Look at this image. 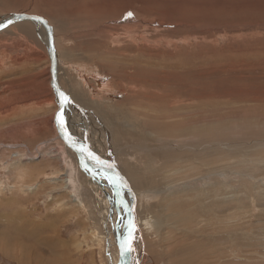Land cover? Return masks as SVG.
<instances>
[{
    "label": "rangeland",
    "instance_id": "rangeland-1",
    "mask_svg": "<svg viewBox=\"0 0 264 264\" xmlns=\"http://www.w3.org/2000/svg\"><path fill=\"white\" fill-rule=\"evenodd\" d=\"M12 12L52 26L68 108L86 104L71 82L125 107L86 126L136 196L131 264H264V0H0ZM39 31L0 30V264H117L114 190L58 137Z\"/></svg>",
    "mask_w": 264,
    "mask_h": 264
},
{
    "label": "water",
    "instance_id": "water-1",
    "mask_svg": "<svg viewBox=\"0 0 264 264\" xmlns=\"http://www.w3.org/2000/svg\"><path fill=\"white\" fill-rule=\"evenodd\" d=\"M11 21L9 24L8 22ZM20 21H31V22H37L41 24L46 32V39H47V49L49 53V72H50V80L52 83V86L55 89V94L57 95V109L55 112V118H54V124L56 127V131L58 134V137L63 141L64 145L71 149L74 154L76 155V158L78 160H81L82 162H90V163H96V167L100 166L98 165L103 164L106 168V171L108 172L112 182L115 184L114 195L116 199V205L120 207L123 210V213L126 217V228L124 233H120L119 230L115 228V240H116V246L118 249V263L117 264H126L127 257H128V251L122 250L121 243L122 241L127 237L128 235V226L131 224H134V215L132 212L133 204L128 205L125 200V192L128 195H131L132 200L134 201L136 196L132 188L127 184L123 178H120L119 175L116 174V167H114L110 161L103 156H100L97 152H94L92 148L90 147L89 143L86 141H81L74 139V136L69 133L67 130V111L68 107H66L67 103L63 102L61 94H63L64 97H67L64 93V91L60 88V85L58 83L57 77H56V53H55V47H54V36L52 32V26L48 23V20L39 14L36 13H29V12H12L10 14L1 15L0 16V25H7L5 27H0V30L5 29L11 24L20 22ZM66 107V108H65ZM60 116L63 121L64 127L61 128V123L58 121L57 117ZM83 149V151H81ZM89 153L91 155H89ZM87 165V163H84ZM92 167L86 166V169L91 170ZM116 169V170H115Z\"/></svg>",
    "mask_w": 264,
    "mask_h": 264
},
{
    "label": "crops",
    "instance_id": "crops-1",
    "mask_svg": "<svg viewBox=\"0 0 264 264\" xmlns=\"http://www.w3.org/2000/svg\"><path fill=\"white\" fill-rule=\"evenodd\" d=\"M70 87L73 88L74 90H77L78 89V91L76 93L77 98H80L81 99V102H84V101L86 102V104L79 105L78 102H76L74 99H72L73 100L72 105L74 104L73 106L75 107V110H72L71 108H68V111H69V109L71 111L69 113V119L72 120L80 129H85L84 133L89 132L91 134V131H88L87 130V126H86V124L89 125L90 122H92V124H93V132L95 131V128H96L95 127V123L91 120L92 119L91 116H90V111L91 110H93L95 112H99V115H100L101 118H98V116L93 113V117H94L95 120L102 119V121H101L102 123H98L99 128H101L104 125H107L106 123H107V120H109V119L110 120L118 119L119 115L120 116H124L122 113L123 112L125 113V111H124L125 110V107H117L118 104H117V106H115V104H112L113 106H101V105H97L94 102H89L88 101L87 97L80 91V88L78 87V85L76 84V82H71V84L69 86H66V90L69 91ZM67 94L69 95V93L66 92V95ZM68 95H67V99L69 98ZM108 95L115 96L116 99H114V98L113 99L114 100H118L121 97L120 95H122V93L119 90H117V91H113V92L109 93ZM75 104H78L80 106V109L81 110L78 109V108H76ZM104 107H107V108H104ZM85 110H86V112H85ZM77 112H80L79 120H76V117H75ZM81 114H83V115H81ZM81 116H84L85 118L84 117H81ZM54 118H55V116L53 115V122H54ZM107 128H110V126L107 127ZM108 131H110V130H108ZM110 132H111L112 136H114L117 139H120V136H122V134H120L119 136L116 137L114 135L113 129ZM88 136L89 135L87 133V136H86L87 141H88ZM111 144H113V141H112ZM99 155L100 156H103L101 154H99ZM128 185L129 186H132L130 184H128ZM68 264H71V262H69Z\"/></svg>",
    "mask_w": 264,
    "mask_h": 264
},
{
    "label": "bare ground",
    "instance_id": "bare-ground-1",
    "mask_svg": "<svg viewBox=\"0 0 264 264\" xmlns=\"http://www.w3.org/2000/svg\"><path fill=\"white\" fill-rule=\"evenodd\" d=\"M34 24H36L37 25V27H38V33H44L42 36H43V40H44V43L45 44H47V39H46V32H45V29H44V27L41 25V24H39V23H37V22H33ZM128 29V28H127ZM128 31V30H127ZM41 40H42V38H41ZM55 53H56V50H55ZM145 61H147V60H145ZM57 66H58V64H57V56H56V77H57V80H58V72H57ZM59 83V82H58ZM51 85H52V83H51ZM60 85V84H59ZM60 88L64 91V93H65V95H66V92H65V90L61 87V85H60ZM67 96V95H66ZM68 97H69V95H68ZM70 98V97H69ZM69 104V103H68ZM67 104V105H68ZM74 105V104H73ZM72 106V105H71ZM67 107V106H66ZM65 107V108H66ZM81 110V109H80ZM85 114V113H84ZM81 115H83V114H81ZM76 117V116H75ZM81 117H84V116H81ZM85 118V117H84ZM86 120V119H85ZM86 122V121H85ZM86 124V123H85ZM78 129H80V128H78ZM80 131V130H79ZM188 131V130H187ZM86 135H87V132L86 133H84V132H82L81 131V133H80V135L78 134H76L75 136H77V137H82V138H85L86 139V141H87V138H86ZM194 135H197V132H194ZM76 140H79V139H76ZM81 141H85V140H81ZM88 142V141H87ZM67 148V147H66ZM103 157L105 158V156L103 155ZM112 160V159H111ZM110 163L115 167V165H114V162H112V161H110ZM99 166H100V168L99 167H96L95 165H93V167H92V169L91 170H89V172L88 173H92L94 170H99V172L102 174V175H104V177H105V179H106V181H107V183H108V185L110 186V188H111V190L112 189H114L115 188V184H114V182H112V180H111V178H110V176H109V174H108V172L106 171V168H105V166L103 165V164H98ZM116 170V169H115ZM116 174L118 175V174H120L119 176H120V178H122V174L120 173V171L117 169L116 170ZM90 176H92V177H94L92 174H90ZM95 178V177H94ZM105 187V186H104ZM108 188V187H107ZM110 188H108L109 190H110ZM131 188V187H130ZM102 191L103 192H105V196L107 195V196H112L111 194V192L110 191H105L104 189H102ZM115 197V196H114ZM129 197V199H128V205H131V203H134L133 204V208H132V212H133V215H134V222H135V207H136V198H135V200L133 201L132 200V197H131V195H129L128 196ZM115 207V206H114ZM115 209V208H114ZM120 207H118L117 205H116V210H117V212H118V215H120V217H113L112 218V223H113V229H114V227L117 229V230H119L120 232H122V233H124L125 232V228H126V220H123L122 219V217H121V212H120ZM118 219V220H117ZM123 228V229H122ZM22 250V249H21ZM136 249H134V251H135ZM142 250V249H141ZM16 251V250H15ZM18 251H20V249L18 250ZM15 253V252H14ZM17 253V252H16ZM15 253V254H16ZM20 253V252H19ZM131 254H132V251L131 252H128V257H127V261H126V264H131V262H134V260L133 261H131L132 259H130V261H129V256L131 257ZM18 255V254H17ZM140 255V257H141V254H139ZM136 256V255H135ZM132 258V257H131ZM137 258V257H136ZM138 259V258H137ZM138 261V260H137ZM136 261V264H141L140 262L138 263ZM139 261H141V258H140V260ZM19 261H17V263H18ZM20 263V262H19Z\"/></svg>",
    "mask_w": 264,
    "mask_h": 264
},
{
    "label": "snow or ice",
    "instance_id": "snow-or-ice-1",
    "mask_svg": "<svg viewBox=\"0 0 264 264\" xmlns=\"http://www.w3.org/2000/svg\"><path fill=\"white\" fill-rule=\"evenodd\" d=\"M129 15H131V13H129ZM8 23L10 24L11 21H9ZM5 26H7V25H0V27H5ZM61 96H62V99H63V102H64V103H69L67 97H64L63 94H61ZM57 119H58V121H60V123H61V128H63L64 125H63L62 118H61L60 116H58ZM81 151H83V149H81ZM89 155H91V154L89 153ZM128 229H129V230H128V235H127V237L122 241V243H121V248H122V250H126V251H128V252H131V251L134 250V248H133V243H134V241H135V235H134L135 230H136V229H135V225H134V224L129 225V226H128Z\"/></svg>",
    "mask_w": 264,
    "mask_h": 264
}]
</instances>
